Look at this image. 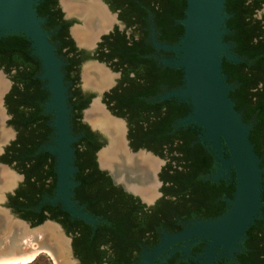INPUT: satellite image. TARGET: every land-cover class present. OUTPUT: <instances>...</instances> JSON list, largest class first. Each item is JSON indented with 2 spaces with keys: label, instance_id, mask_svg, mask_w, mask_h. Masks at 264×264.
Instances as JSON below:
<instances>
[{
  "label": "flooded vegetation",
  "instance_id": "obj_1",
  "mask_svg": "<svg viewBox=\"0 0 264 264\" xmlns=\"http://www.w3.org/2000/svg\"><path fill=\"white\" fill-rule=\"evenodd\" d=\"M88 1L48 0L41 18L63 62L69 124L71 134L77 137L72 144L76 171L71 199L99 222L91 226L82 221L88 225L85 228L68 213V221L62 224L58 222L63 210L60 203L51 205L52 221L69 237L76 264H139L143 252L150 251L164 233L171 235L193 220H212L227 212V202L235 193V173L230 170L227 178L213 180L219 166L199 140L200 129L178 124L190 112L189 106L176 98L161 99L182 85V72L164 64V59L176 56L155 48L153 40L157 44L178 43L182 35L178 2L184 0H97L101 18L94 26L95 36L91 43L82 44L73 29L84 21L76 13H67L62 4ZM257 1L261 5L254 17L264 28V0ZM86 70L98 84L84 83ZM0 74L9 83L2 97L7 117L2 128L12 134L2 144L0 164L17 173L15 182L21 179L17 190L25 180L22 159L17 157L24 129L17 124L13 110L23 84L16 68L7 71L0 67ZM47 100L48 95L36 102L42 119L35 126L34 153L45 151L43 147L52 143V116L44 109ZM94 105L103 114L98 126L91 123ZM106 151L120 153L118 164L100 161ZM12 195L7 196L5 206L19 217L10 207ZM53 195L55 187L50 197ZM45 197L49 196L42 195L35 211L45 203ZM259 221L251 230L253 238L246 232L241 249L231 259L222 257L215 264H264L263 214ZM204 246L203 242L193 244L188 256L180 250L171 256L165 252L167 259L155 264H202L192 258Z\"/></svg>",
  "mask_w": 264,
  "mask_h": 264
},
{
  "label": "water",
  "instance_id": "obj_2",
  "mask_svg": "<svg viewBox=\"0 0 264 264\" xmlns=\"http://www.w3.org/2000/svg\"><path fill=\"white\" fill-rule=\"evenodd\" d=\"M40 1L0 0V38L18 35L30 42V54L39 61L41 68L38 79L44 82L43 87L48 91L44 109L45 114L52 116L49 126L53 128V136L52 143L45 145L43 149L55 157L56 186L55 195L45 197L44 202L49 205L60 203L72 218L95 226L99 221L77 208L71 199L76 171L72 144L77 137L71 134L69 124L67 87L61 71L63 62L55 53V46L49 40L50 34L42 27L45 20L36 11ZM185 2L184 17L180 20L183 34L178 43L157 44L153 40L155 48L173 52L176 56L174 59H164V64L182 72V85L167 92L161 99L176 98L189 106L190 112L178 124H192L200 129L199 140L208 147L219 166L213 180L227 178L228 172L233 170L235 193L233 199L227 202V212L212 220H193L171 235L164 233L150 251L143 252L139 264H155L157 260L162 262L167 259L165 252L171 256L177 250L183 256H188L191 246L198 242L205 244L204 249L192 259L202 264H215L222 257L231 259L241 249L240 244L245 239L247 229L261 219L264 207L261 199L264 167H260L261 159L256 155L249 139L252 124L243 122L241 114L235 109L234 102L229 97L234 87L226 82L222 69L223 61L234 64L244 61L233 53L232 45L224 41V36L228 34L225 26L228 18L225 0ZM4 116L5 123V112ZM1 147L2 144L0 152ZM0 166L10 171L15 179L19 178L7 166ZM15 189L14 180L11 186L0 190V214H5L10 221L19 223L27 231L45 225L53 226L57 229L56 232L61 233L66 254L70 253L69 237L59 224L45 220L37 226H31L5 206L7 196L14 194ZM27 250L30 249L25 247L22 236L13 231L6 247L0 249V259H13L24 255Z\"/></svg>",
  "mask_w": 264,
  "mask_h": 264
},
{
  "label": "trees",
  "instance_id": "obj_3",
  "mask_svg": "<svg viewBox=\"0 0 264 264\" xmlns=\"http://www.w3.org/2000/svg\"><path fill=\"white\" fill-rule=\"evenodd\" d=\"M47 1L41 0L37 5L38 16L41 17L44 13ZM185 4V0L178 2L181 12L178 17L181 19L184 17L182 10L186 8ZM260 5L257 0H225V13L228 14L225 26L228 34L224 36V41L231 44L233 53L244 61L237 64L223 61L222 69L226 82L234 87L229 97L233 100L235 109L241 114L243 122L252 124L249 139L256 155L261 159L260 167H264V28L260 20L254 17V11L260 8ZM179 28L183 34V26ZM30 52V42L23 36L6 35L0 38V67L7 71L16 68L23 84L22 92L18 89L20 98L13 113L16 115L17 124L24 129V134L18 141L21 147L17 157L22 159L25 180L15 190L14 195L9 197L10 207L21 219L29 222L31 226H37L45 220L55 221L54 208L48 203H43L38 211L35 209L42 195L50 197L53 194L56 185V160L46 151L34 153L37 147L34 139L35 126L38 120L42 119L36 102L37 99H47L48 91L41 88L44 82L37 78L41 73L39 61ZM41 125L45 126L43 122ZM50 130L53 131V128ZM262 178L261 199L264 202V172ZM60 214L62 219L58 222H67L69 214L63 210ZM262 214L264 216V207ZM76 222L83 224L85 228L88 226L82 221ZM260 222L256 220L247 229L248 236L253 238L251 230ZM97 226L100 228L101 225ZM29 264H39L38 259Z\"/></svg>",
  "mask_w": 264,
  "mask_h": 264
},
{
  "label": "bare ground",
  "instance_id": "obj_4",
  "mask_svg": "<svg viewBox=\"0 0 264 264\" xmlns=\"http://www.w3.org/2000/svg\"><path fill=\"white\" fill-rule=\"evenodd\" d=\"M96 1L97 0H89L86 3L63 2L62 4L64 10L67 13L69 14L76 13L77 15L80 16L81 19H83L84 21L83 26L76 27L73 29V35L77 38L78 41L82 42V44L91 43L90 41L95 36L94 26L95 24L98 23V19L101 18L99 17L101 15V11ZM1 77L2 76L0 74V141L4 139L5 141L0 143V146L1 144L6 143L11 138V135L10 136L8 135L9 134L8 131L4 129L5 127L2 128V123L4 124V117H5L2 109V97L8 87V83H6ZM95 78H96L95 76L90 75L89 71L87 70L84 71L83 80L85 84L88 83L98 84L95 81ZM90 115L93 117L91 119L92 125L98 126V124L101 123V117L103 115L99 107L94 105L90 110ZM8 137L9 139H6ZM119 154L120 153L118 151L115 152L106 151L100 155V161H102L103 163L110 161L113 162V164H118L119 156H120ZM151 166H152V162H151ZM120 176L123 175L121 174ZM14 180L15 177L13 176V174L10 171H8L6 168L0 166V190L11 186ZM135 185L136 184L133 183V186ZM13 231L14 233L17 232L22 236V242L25 244V247L30 250H27L28 252L25 253L24 255H19L17 257H14L13 259H0V264H5L7 262H11L13 264L28 263L38 253L41 252L50 255L54 264H70V262H72L70 261V259L68 258L66 259V255H67L65 252L66 248L64 247V243H62L61 236L59 234H56L55 232L56 229L53 226L45 225L33 231L32 230L27 231L26 228L24 229L23 227H21L19 223L10 221L5 214H0V249L6 247V242L9 238V235ZM71 264H73V262Z\"/></svg>",
  "mask_w": 264,
  "mask_h": 264
},
{
  "label": "rangeland",
  "instance_id": "obj_5",
  "mask_svg": "<svg viewBox=\"0 0 264 264\" xmlns=\"http://www.w3.org/2000/svg\"><path fill=\"white\" fill-rule=\"evenodd\" d=\"M257 17H258V15H257ZM2 76V75H1ZM6 83H8V81H6L4 78H3V76L1 77ZM8 85H9V83H8ZM10 132V131H9ZM11 134V133H10ZM11 137H12V134H11ZM15 174H17L16 172H14ZM16 176V175H15ZM21 181V179H19L18 180V182H20ZM18 182H16V183H18ZM56 229V228H55ZM43 230V229H42ZM57 230V229H56ZM56 232V231H55ZM56 234H61V233H59L58 231L56 232ZM67 238V237H66ZM69 250V249H68ZM68 255V256H67ZM66 255V259L68 258V259H70V261H72L73 262V264H76V262L74 261V259H72V257H71V252L70 253H68ZM35 259H38V263L39 264H54L53 263V260H52V258L48 255V254H46V253H41V254H39ZM34 259V260H35ZM65 259V260H66ZM69 261V262H70ZM72 262H70V264L72 263ZM68 263V262H67ZM17 264H21V263H17ZM24 264H29V263H24Z\"/></svg>",
  "mask_w": 264,
  "mask_h": 264
}]
</instances>
